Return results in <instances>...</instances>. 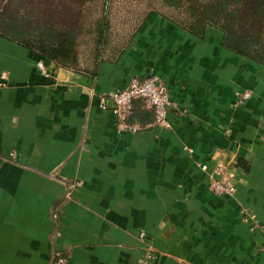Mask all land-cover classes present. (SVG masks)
<instances>
[{
	"label": "crops",
	"instance_id": "1",
	"mask_svg": "<svg viewBox=\"0 0 264 264\" xmlns=\"http://www.w3.org/2000/svg\"><path fill=\"white\" fill-rule=\"evenodd\" d=\"M222 37L153 11L74 69L0 35V264H264V63ZM150 74L169 127L134 99L138 129L115 130L101 98Z\"/></svg>",
	"mask_w": 264,
	"mask_h": 264
},
{
	"label": "trees",
	"instance_id": "2",
	"mask_svg": "<svg viewBox=\"0 0 264 264\" xmlns=\"http://www.w3.org/2000/svg\"><path fill=\"white\" fill-rule=\"evenodd\" d=\"M96 1L101 3L100 13L84 22L81 7ZM107 1L0 0V35L45 54L60 66L78 69L77 45L80 36L85 34L90 38L89 57L94 65L100 48L106 43ZM162 1L178 6L176 0ZM232 2L227 10L225 0L205 1V15L190 26L197 29L204 21L213 23L223 31L225 47L264 63V0Z\"/></svg>",
	"mask_w": 264,
	"mask_h": 264
},
{
	"label": "rangeland",
	"instance_id": "3",
	"mask_svg": "<svg viewBox=\"0 0 264 264\" xmlns=\"http://www.w3.org/2000/svg\"><path fill=\"white\" fill-rule=\"evenodd\" d=\"M205 1L207 0H176L178 6H170L162 0H108L105 15L108 30L106 43L99 50V59L109 57L121 49L149 12L159 11L168 17L191 24L202 20V16L205 15L203 7ZM225 1L228 10L232 7L233 0ZM100 8V1L84 4L81 7V18L85 20L84 22H88L100 13ZM91 47L90 38L85 34L81 35L77 45L78 69L91 66L89 57Z\"/></svg>",
	"mask_w": 264,
	"mask_h": 264
},
{
	"label": "built area",
	"instance_id": "4",
	"mask_svg": "<svg viewBox=\"0 0 264 264\" xmlns=\"http://www.w3.org/2000/svg\"><path fill=\"white\" fill-rule=\"evenodd\" d=\"M36 67L45 74V70L40 63H36ZM3 79V75H0ZM249 90H243L239 94L238 102L249 97ZM110 102L106 104L104 99L101 98L100 106L106 109L113 118V127L117 131H136L137 125L128 123L127 116L131 112L132 101L134 99H141L144 107L151 109L153 113V123L162 127H169L167 112L172 106V101L169 97L166 84L156 74L147 75L144 78L130 77L127 82L121 87L113 90L109 94ZM201 168L205 167L204 163L200 164ZM220 167L215 169V174L220 173ZM209 183L211 189L216 194L231 195L234 192V185L228 179H219L210 177ZM245 219L252 221L249 225L250 228L254 227L255 216L253 213H244ZM143 235V231L139 232V236ZM151 255V251L147 250L145 258ZM48 264H67L65 257L55 255ZM139 264H146L143 259Z\"/></svg>",
	"mask_w": 264,
	"mask_h": 264
}]
</instances>
